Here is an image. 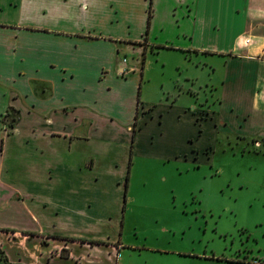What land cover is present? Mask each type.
<instances>
[{
    "label": "crops",
    "instance_id": "0c3cea01",
    "mask_svg": "<svg viewBox=\"0 0 264 264\" xmlns=\"http://www.w3.org/2000/svg\"><path fill=\"white\" fill-rule=\"evenodd\" d=\"M28 13L61 25H25ZM134 31L141 32L138 39ZM160 33L190 59L200 57L195 63L208 77H171L164 84L166 101L155 103L141 97L143 77L135 70L142 74L144 66L114 61L122 45L144 52ZM247 34L250 43L244 41ZM31 38L44 45L32 46ZM66 43L70 61L60 58ZM219 61L225 72L215 78ZM49 66L56 68L52 78L28 75ZM85 67L92 78L80 81ZM32 78L49 88L40 95L28 83ZM59 85L69 93L57 90ZM182 94L189 103H178ZM203 94L213 98L205 113L206 103H197ZM22 99L27 108L55 107L61 121L14 132ZM11 107L18 108L19 119L9 132L4 118ZM232 118L262 142L264 0H0V216L11 213L0 219V247L9 260L0 256V264H116L117 248L125 246L104 228L111 222L123 229V193L125 198L134 152L186 159L185 143L197 139L206 147ZM147 128L152 139L145 143ZM122 131L123 142L113 140ZM13 138L19 141L11 148ZM110 141L121 146L120 169ZM119 173L126 175L123 184ZM15 174L20 182L13 181Z\"/></svg>",
    "mask_w": 264,
    "mask_h": 264
},
{
    "label": "rangeland",
    "instance_id": "374dc122",
    "mask_svg": "<svg viewBox=\"0 0 264 264\" xmlns=\"http://www.w3.org/2000/svg\"><path fill=\"white\" fill-rule=\"evenodd\" d=\"M23 23L30 26L36 23L61 25L60 21L34 13L25 14ZM133 34V39H138L141 32L138 34V31H134ZM152 36L155 38L154 42L144 52L143 48L135 50L122 45L119 57L114 61L118 65L121 61L128 60V65H135L140 69L144 66L142 74L141 70H135L143 77V99L155 103L165 102L167 95H163L164 84L167 85L171 77L180 74L184 77L185 73L192 72L208 77L207 69L202 70L195 63V59L200 57L194 54L192 60L182 49L167 44L171 42L167 40L165 33ZM245 37L252 39L248 34L243 36ZM30 40L32 46L44 45L37 38ZM138 44L132 43L134 47ZM68 46L69 43H66L60 54V58L66 61L72 58ZM30 54V64H33L35 54ZM77 55L80 57L82 53ZM88 68H83L80 81L92 78L87 72ZM54 70L56 68L52 66L47 70L39 67L38 71L30 70L28 75L52 78L56 75ZM224 72L225 66L222 64L219 73H215V78L222 76ZM133 74L134 72L129 73V76ZM43 82L32 78L28 83L36 87L41 95L44 89L49 88L47 82ZM66 88L67 86L61 89L59 85L57 90L69 93ZM184 97L182 94L178 103H189ZM208 99V95L205 97L203 94L199 102L196 100L197 103H206L202 107L203 113L212 105L213 98ZM26 101L27 99L19 100L22 119L18 127L13 128L14 132L19 127L27 129L22 132H32L40 127L56 126L61 121L62 114L55 107L27 108L24 106ZM46 103L51 104L50 101ZM190 105L194 109V104ZM15 117L17 123L19 110L11 107L5 116L9 132L12 131L10 122ZM230 120V124H221L218 133H215V139L206 147L201 148L203 145L197 139L195 143L192 139L185 143L188 152L186 159L184 155L169 158L158 155L160 152H134L125 198L123 193V229H118L111 222L104 228L111 240L118 241L120 238L124 243L125 247L117 251L119 255L116 264H256L258 260L264 261V137H260L263 138L261 143L256 142L251 135L245 133L243 126L240 128L236 118ZM76 129L81 130L82 126ZM142 134L145 136V143L152 139V132L148 128ZM122 135L123 131L115 132L112 134L113 140L123 142ZM207 135L208 133L205 134ZM18 141L19 139L13 138L10 141L11 148ZM110 142L112 155L120 159V169L123 155L121 146ZM147 148L146 144L145 149ZM33 160V164H36L37 159ZM115 176L120 178V184L126 180L123 173ZM13 181L20 182V174H15ZM33 186L40 193L46 191L40 185ZM4 193L8 197L10 192ZM8 214L11 213L1 215Z\"/></svg>",
    "mask_w": 264,
    "mask_h": 264
},
{
    "label": "trees",
    "instance_id": "16d2710c",
    "mask_svg": "<svg viewBox=\"0 0 264 264\" xmlns=\"http://www.w3.org/2000/svg\"><path fill=\"white\" fill-rule=\"evenodd\" d=\"M144 61V60H143ZM16 118H13V121L10 122V126L14 127L16 125ZM5 120V118H4ZM129 177V175H128ZM92 242H102V241H92ZM0 256L5 260V262H9L8 260V256L6 255L5 251L0 247ZM256 264H264V261L263 260H258V262Z\"/></svg>",
    "mask_w": 264,
    "mask_h": 264
},
{
    "label": "built area",
    "instance_id": "2783aa9c",
    "mask_svg": "<svg viewBox=\"0 0 264 264\" xmlns=\"http://www.w3.org/2000/svg\"><path fill=\"white\" fill-rule=\"evenodd\" d=\"M245 43H250L252 41L251 37H245L244 38ZM120 250L119 248H117V251ZM119 253H117V257H118Z\"/></svg>",
    "mask_w": 264,
    "mask_h": 264
}]
</instances>
